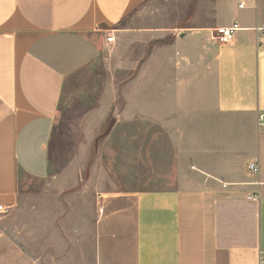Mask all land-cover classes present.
<instances>
[{
	"label": "crops",
	"instance_id": "crops-1",
	"mask_svg": "<svg viewBox=\"0 0 264 264\" xmlns=\"http://www.w3.org/2000/svg\"><path fill=\"white\" fill-rule=\"evenodd\" d=\"M158 2L0 0L3 264H259L264 0H193L192 15ZM235 20L231 42L214 38ZM111 45L149 51L136 80L152 83L142 107L172 141L162 187L106 192L50 169L67 84Z\"/></svg>",
	"mask_w": 264,
	"mask_h": 264
},
{
	"label": "rangeland",
	"instance_id": "rangeland-1",
	"mask_svg": "<svg viewBox=\"0 0 264 264\" xmlns=\"http://www.w3.org/2000/svg\"><path fill=\"white\" fill-rule=\"evenodd\" d=\"M169 3L176 14L180 10V15L185 11L193 14V0H159L156 4ZM148 52L111 45L71 77L49 146L53 173L59 177L65 173L74 186L94 182L106 192L162 187V159L170 157L172 141L169 131L149 120L142 107L143 95L152 83L136 80L138 70L145 68ZM153 89L163 90L164 83L154 82ZM158 100L161 98H154L155 103ZM152 142L154 163L147 152ZM11 215L14 217L12 210L0 219ZM2 255L0 251V264Z\"/></svg>",
	"mask_w": 264,
	"mask_h": 264
},
{
	"label": "built area",
	"instance_id": "built-area-1",
	"mask_svg": "<svg viewBox=\"0 0 264 264\" xmlns=\"http://www.w3.org/2000/svg\"><path fill=\"white\" fill-rule=\"evenodd\" d=\"M240 8L244 7V4L239 5ZM241 29V26L237 20H235L231 25L225 27H218L214 30V38L221 43L231 42L234 39V36L237 31ZM107 41L113 43L115 37L113 34L107 36ZM258 124L264 127V113H259L258 115ZM248 169L252 174H257L260 171L258 161H251L248 165ZM255 196V195H254ZM12 207L10 205H5L0 203V217L8 214L11 211ZM259 264H264V249H261L259 252Z\"/></svg>",
	"mask_w": 264,
	"mask_h": 264
}]
</instances>
